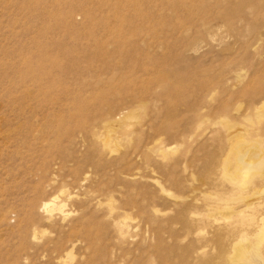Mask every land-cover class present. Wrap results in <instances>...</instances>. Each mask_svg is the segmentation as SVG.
Here are the masks:
<instances>
[{
    "label": "rangeland",
    "instance_id": "rangeland-1",
    "mask_svg": "<svg viewBox=\"0 0 264 264\" xmlns=\"http://www.w3.org/2000/svg\"><path fill=\"white\" fill-rule=\"evenodd\" d=\"M263 104L264 0H0V264H230Z\"/></svg>",
    "mask_w": 264,
    "mask_h": 264
},
{
    "label": "bare ground",
    "instance_id": "bare-ground-1",
    "mask_svg": "<svg viewBox=\"0 0 264 264\" xmlns=\"http://www.w3.org/2000/svg\"><path fill=\"white\" fill-rule=\"evenodd\" d=\"M261 109H264V104L262 105V107H260L258 109L256 108L257 111H261ZM263 116H264V114H262V112L261 113L259 112L258 114H256V117H257L256 121L261 125H263V122H264L263 118H262ZM247 119L250 120L251 118H247ZM253 123H254V121H253ZM254 125L256 126V124H254ZM258 126H260V125H258ZM255 134H256V132H255ZM258 137H257L258 138L257 140H252V139L249 140L248 139L249 144H250V148L248 151H246V153H244V154L242 152L240 153L235 149V151L233 152V156H232L231 160H229V157H228L229 162L226 161V162H228V164H226V166L227 165H229L230 167L232 166V169L235 168L236 172H233V170L230 167L229 168L231 169V171L233 173L232 172L230 173L229 171L227 172V170H229V169L225 170L226 171L225 172V181L227 182V180H228L229 184L231 183V185H233L232 187H235L238 190L244 191L247 188V186L253 184L255 181L254 180L255 176L257 177V179L260 178L264 181V129L262 130L261 136H258ZM254 139H255V137H254ZM246 155H248V156L246 157ZM232 190H235V189H232ZM232 193H233V191H232ZM262 193H264V189L262 190ZM228 199H230V198L228 197ZM258 206L264 207V204H262L261 201H258V202L246 204L245 207L242 209H239L236 211L234 210V212L230 213L229 216H228V214L224 213L227 215V216L225 215V217H227V218L234 217V218H232V221H234L233 219H235V218H239L240 220L239 219L238 220L241 221L242 226H243V229L240 230L238 235L236 236V239L233 242L234 244L231 243V244H233V246L231 245L232 246V253H231L232 256L230 258V261H231L230 264H264V251H263L264 246H262L264 244V214L260 215V217H259L260 223L257 224V230L253 234H250V233H248V231H246V227L244 225V224H246V221H244V216H243L244 212H246L247 209H253L254 210L255 208H258ZM109 208H113V207L111 206ZM39 209H41L43 212H45L47 214L52 215L56 211L63 213L64 212V205H61V203L59 202L58 196H52L51 198L44 201L41 204V206L39 207ZM109 213L112 215L111 212H109ZM227 213H229V212H227ZM125 217L128 218L127 215ZM222 217L224 218V216H222ZM222 217H220V218H222ZM220 218L218 217V219H220ZM215 219H216V217H215ZM126 220L127 219H123L122 222H118V223L116 222L117 224H116L115 228L117 227L116 231H118L121 234L120 235L118 233L120 236H123L122 234L126 235L128 232L127 230L129 229V227L127 225L129 223L127 224L128 221L126 222ZM235 220H237V219H235ZM224 222L227 223L225 220H224ZM235 224H237V223H235ZM233 226H234V224H233ZM240 226H241V224H240ZM109 227H111V226H109ZM127 227H128V229H127ZM228 227H229V225H228ZM234 228H236V227L234 226ZM231 230L232 229H230V231Z\"/></svg>",
    "mask_w": 264,
    "mask_h": 264
}]
</instances>
